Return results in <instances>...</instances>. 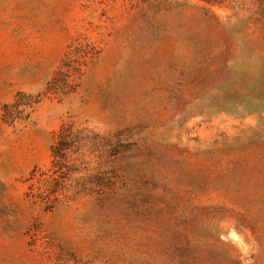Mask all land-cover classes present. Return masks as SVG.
I'll return each mask as SVG.
<instances>
[{"label":"rangeland","instance_id":"rangeland-1","mask_svg":"<svg viewBox=\"0 0 264 264\" xmlns=\"http://www.w3.org/2000/svg\"><path fill=\"white\" fill-rule=\"evenodd\" d=\"M0 264H264V0H0Z\"/></svg>","mask_w":264,"mask_h":264},{"label":"trees","instance_id":"trees-1","mask_svg":"<svg viewBox=\"0 0 264 264\" xmlns=\"http://www.w3.org/2000/svg\"><path fill=\"white\" fill-rule=\"evenodd\" d=\"M82 133L84 129H74L73 125L63 126L56 142L52 145L53 169L51 174L40 172L39 176H35V173L30 176V179L35 178L39 184L30 183V191L27 195L34 203H42L46 210L52 209L61 197L69 199L78 193V191L73 194L68 192L67 180H69L70 166H67L66 161L79 150L81 141L85 137L81 136Z\"/></svg>","mask_w":264,"mask_h":264}]
</instances>
